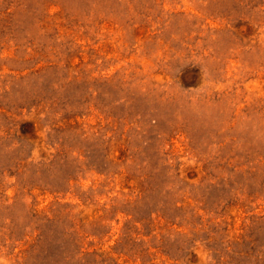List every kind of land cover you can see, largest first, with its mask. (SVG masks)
<instances>
[{
	"label": "rangeland",
	"instance_id": "1",
	"mask_svg": "<svg viewBox=\"0 0 264 264\" xmlns=\"http://www.w3.org/2000/svg\"><path fill=\"white\" fill-rule=\"evenodd\" d=\"M0 264H264V0H0Z\"/></svg>",
	"mask_w": 264,
	"mask_h": 264
}]
</instances>
